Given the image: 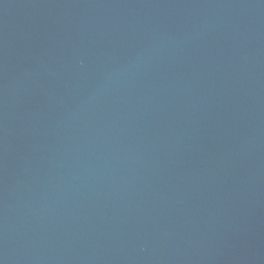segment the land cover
Here are the masks:
<instances>
[{
  "label": "water",
  "instance_id": "water-1",
  "mask_svg": "<svg viewBox=\"0 0 264 264\" xmlns=\"http://www.w3.org/2000/svg\"><path fill=\"white\" fill-rule=\"evenodd\" d=\"M0 264H264V0H0Z\"/></svg>",
  "mask_w": 264,
  "mask_h": 264
}]
</instances>
